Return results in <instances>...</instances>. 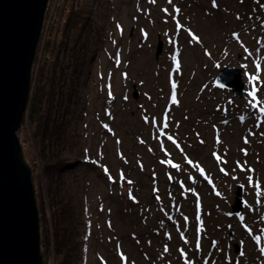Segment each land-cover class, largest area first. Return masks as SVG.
<instances>
[{
	"label": "rangeland",
	"instance_id": "374dc122",
	"mask_svg": "<svg viewBox=\"0 0 264 264\" xmlns=\"http://www.w3.org/2000/svg\"><path fill=\"white\" fill-rule=\"evenodd\" d=\"M43 24L19 131L41 264H264V0H49Z\"/></svg>",
	"mask_w": 264,
	"mask_h": 264
},
{
	"label": "water",
	"instance_id": "95a60500",
	"mask_svg": "<svg viewBox=\"0 0 264 264\" xmlns=\"http://www.w3.org/2000/svg\"><path fill=\"white\" fill-rule=\"evenodd\" d=\"M48 0H0V264H41L31 168L19 139ZM242 69L224 65L214 84L245 97Z\"/></svg>",
	"mask_w": 264,
	"mask_h": 264
},
{
	"label": "trees",
	"instance_id": "16d2710c",
	"mask_svg": "<svg viewBox=\"0 0 264 264\" xmlns=\"http://www.w3.org/2000/svg\"><path fill=\"white\" fill-rule=\"evenodd\" d=\"M68 21H69V23L71 25H78L79 24V23L78 24H75V22L73 24L72 23V19H70V17H69V20ZM57 62H58V60H57ZM58 64H59V62H58ZM59 132H60V135L63 132V130L61 129V127L59 129ZM55 167H56L55 164L48 165L47 166V173H50V172L52 173L55 170ZM203 212H204L203 206L197 205L195 207V211H194V218L197 219L198 216H201V218H202L201 220L204 221ZM172 214H173V211L170 213V217H172ZM59 217H60L61 221H63V222H65L67 220V217H68L67 205H65L64 207L63 206L60 207V209H59ZM53 228H54V232L52 234H53V237H54V248L57 251V248H58L59 245L60 246L67 245V233L64 234L63 240L60 241V243H59V238L57 239V235L59 236L62 232L59 229H56L55 226ZM198 231H200V230H198ZM200 233H201V231H200ZM185 236H183V240H186L187 241L188 238H186ZM40 251H41V246H40ZM41 263H42V259H41ZM63 264H70V260L66 257V259H65V261H64Z\"/></svg>",
	"mask_w": 264,
	"mask_h": 264
},
{
	"label": "snow or ice",
	"instance_id": "6c2138e0",
	"mask_svg": "<svg viewBox=\"0 0 264 264\" xmlns=\"http://www.w3.org/2000/svg\"><path fill=\"white\" fill-rule=\"evenodd\" d=\"M152 2L154 3L155 0H152ZM169 2H171V0H169ZM165 11H167V10L165 9ZM176 11L178 12L179 9H176ZM118 27H119V26H118ZM234 35H235V34H234ZM257 69H259V65H257ZM256 79H258V77H257ZM256 94H257V89L254 87L253 90H252V92L249 93V95H252V96L255 98ZM260 111H261V112H264V107H260ZM249 180L251 181V178H249ZM257 186L259 187V185H257ZM258 195H260V193H258ZM241 219H243V218L241 217ZM249 231H251V230L249 229ZM257 239H261V237H257ZM261 251L264 252V249H261ZM241 254H242V253H241Z\"/></svg>",
	"mask_w": 264,
	"mask_h": 264
},
{
	"label": "bare ground",
	"instance_id": "6f19581e",
	"mask_svg": "<svg viewBox=\"0 0 264 264\" xmlns=\"http://www.w3.org/2000/svg\"><path fill=\"white\" fill-rule=\"evenodd\" d=\"M49 1V0H48ZM47 5H48V2H47ZM47 8V7H46ZM45 15H46V10H45V14H44V18H45ZM43 23H44V20H43ZM44 25V24H43ZM42 31V30H41ZM37 47H38V45H37ZM37 50V49H36ZM36 55V54H35ZM34 60H35V58H34ZM33 63H34V61H33ZM33 66V65H32ZM26 112V111H25ZM26 161V160H25ZM28 164V163H27ZM29 165V164H28ZM30 166V165H29Z\"/></svg>",
	"mask_w": 264,
	"mask_h": 264
}]
</instances>
